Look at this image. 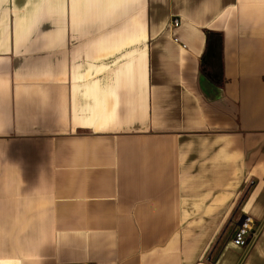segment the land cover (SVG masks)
Segmentation results:
<instances>
[{"label": "crops", "instance_id": "0c3cea01", "mask_svg": "<svg viewBox=\"0 0 264 264\" xmlns=\"http://www.w3.org/2000/svg\"><path fill=\"white\" fill-rule=\"evenodd\" d=\"M77 263L264 264V0H0V264Z\"/></svg>", "mask_w": 264, "mask_h": 264}, {"label": "trees", "instance_id": "16d2710c", "mask_svg": "<svg viewBox=\"0 0 264 264\" xmlns=\"http://www.w3.org/2000/svg\"><path fill=\"white\" fill-rule=\"evenodd\" d=\"M201 68L212 82L224 83L223 38L219 34L207 33L206 51L201 60Z\"/></svg>", "mask_w": 264, "mask_h": 264}, {"label": "built area", "instance_id": "2783aa9c", "mask_svg": "<svg viewBox=\"0 0 264 264\" xmlns=\"http://www.w3.org/2000/svg\"><path fill=\"white\" fill-rule=\"evenodd\" d=\"M174 27H178L180 25V21L175 19L173 22ZM260 232V227L256 230L254 229V221L245 216L240 220L239 225L234 231L232 242L235 246L239 248L248 249L251 244L258 237ZM77 264H86V263H77Z\"/></svg>", "mask_w": 264, "mask_h": 264}]
</instances>
